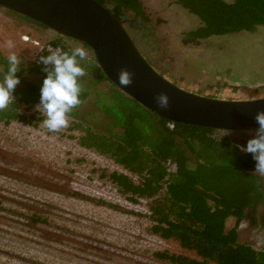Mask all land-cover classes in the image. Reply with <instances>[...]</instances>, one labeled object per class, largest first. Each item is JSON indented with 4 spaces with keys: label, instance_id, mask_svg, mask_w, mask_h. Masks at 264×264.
Instances as JSON below:
<instances>
[{
    "label": "rangeland",
    "instance_id": "374dc122",
    "mask_svg": "<svg viewBox=\"0 0 264 264\" xmlns=\"http://www.w3.org/2000/svg\"><path fill=\"white\" fill-rule=\"evenodd\" d=\"M141 1L155 25L163 64L172 76L187 82L188 88H182L193 91L195 85L206 91L208 86L235 84L240 91L264 89V25L184 44V32L197 28L199 17L175 0ZM58 35L0 7V52L6 56L14 51L20 59L34 61ZM8 40L14 48L6 47ZM67 42L74 48L84 47L89 57H95L83 43ZM21 78L35 82L39 76L27 73ZM112 88L109 81L97 85L83 105L73 109L69 126L60 132H49L43 126L38 104L28 110L22 107L26 121H0V264H173L156 253L195 256L178 241L151 231L149 200H128L102 176L107 171L126 172L121 165L80 143L86 126L111 134L112 119L97 101L99 94L108 96ZM218 94L206 95L226 98ZM260 97L264 94L234 98ZM114 131L122 132L119 127ZM170 165L174 167L173 162ZM235 225L236 218H228L227 229ZM238 233L240 242L264 248V204L247 209Z\"/></svg>",
    "mask_w": 264,
    "mask_h": 264
},
{
    "label": "trees",
    "instance_id": "16d2710c",
    "mask_svg": "<svg viewBox=\"0 0 264 264\" xmlns=\"http://www.w3.org/2000/svg\"><path fill=\"white\" fill-rule=\"evenodd\" d=\"M97 1L114 5L110 11L118 18L129 11L141 22H150L141 0ZM175 2L200 19L197 28L184 32V44H197L213 35L254 31L264 25V0ZM67 39L71 38L58 35L49 42L60 46L61 52L70 53L74 47ZM48 54L49 51L43 49L34 61L20 59L21 71L17 75L21 83L13 93L14 100L0 111V121L5 124L14 120L26 121L28 115L22 107L28 110L39 104L40 89L47 75L39 57ZM81 66L87 73L80 79L83 88L80 98L84 103L97 85L112 82L96 57L88 56L86 61H81ZM7 67V56L0 52V70L7 71ZM27 73H35L39 79L22 82V75ZM112 85L110 94H99L97 101L102 112L112 119L111 134L86 126L79 137L80 143L111 156L126 170L107 171L102 176L128 200H149L154 234L174 239L182 248L195 254L163 251L157 252L156 256L173 264H264V248L256 249L239 241L238 226L247 209H257L264 204V178L253 175L256 161L251 154L237 147L246 146L235 134L246 131L231 132L185 123H174L175 127L171 129L168 119L144 107L114 83ZM76 127L82 128L81 124ZM118 127L121 133L114 131ZM230 217L236 218V225L227 229Z\"/></svg>",
    "mask_w": 264,
    "mask_h": 264
},
{
    "label": "water",
    "instance_id": "95a60500",
    "mask_svg": "<svg viewBox=\"0 0 264 264\" xmlns=\"http://www.w3.org/2000/svg\"><path fill=\"white\" fill-rule=\"evenodd\" d=\"M0 7L88 45L112 83L169 121L231 132L258 128L255 116L264 111V97L222 99L182 88L148 61L125 22L97 0H0ZM122 69L133 74L130 86L119 83ZM159 93H167L170 98L167 110L160 109L155 102Z\"/></svg>",
    "mask_w": 264,
    "mask_h": 264
},
{
    "label": "clouds",
    "instance_id": "9594fccd",
    "mask_svg": "<svg viewBox=\"0 0 264 264\" xmlns=\"http://www.w3.org/2000/svg\"><path fill=\"white\" fill-rule=\"evenodd\" d=\"M6 47H15L11 40L6 42ZM48 55H41L39 62L44 65L43 71L47 73L40 89V101L36 110L42 114V124L49 132H60L69 126L70 113L80 106L83 91L80 79L87 75L81 66V61L88 59V52L82 46H77L71 52H61L59 49L49 48ZM7 71L0 70V111L5 110L14 100L13 93L21 83L19 76L21 60L18 54L10 51L7 56ZM122 86L133 83V74L127 69H122L118 74ZM155 102L160 109L167 110L170 98L167 93H159ZM258 128L250 133L253 138L247 141L246 147H240L242 152L251 154L256 161L253 175L264 178V111L255 116Z\"/></svg>",
    "mask_w": 264,
    "mask_h": 264
},
{
    "label": "flooded vegetation",
    "instance_id": "af4514ba",
    "mask_svg": "<svg viewBox=\"0 0 264 264\" xmlns=\"http://www.w3.org/2000/svg\"><path fill=\"white\" fill-rule=\"evenodd\" d=\"M103 5L107 6L109 10L114 9L113 8L114 5H112L110 2H107L106 4H103ZM125 13L126 14H121L119 18L118 17L117 18L125 22V25L130 31V34L135 39L137 46L143 52V54L148 59V61L153 66H155L164 76L175 80L177 83H180L181 85L187 84L185 79H177L174 76H172V74H170L169 72V69L163 64V54L160 51V46H159L160 42L158 41V39H156L155 25L151 22H148V24L145 22H141L140 20H138L137 16L134 15V13H131L129 11H125ZM36 24L40 25L39 23H36ZM185 86L188 88L187 85ZM194 90L201 91L195 85H194ZM244 91H246L245 94H241ZM201 92L205 94H218L219 93L218 96H222V97H226L230 99L234 97L242 98L245 95L259 96L261 94H264V89H262L260 92L259 91L257 92L256 90L253 91L252 89H249V88H245L242 91H240V88L238 85L229 84V85H224V86L216 85V87L210 86V88L208 86V89L206 91H201ZM247 93H250V94H247ZM251 131H246L244 134L236 133L235 134L236 139L245 143L244 145L246 146L247 141L250 138H253L252 135H250Z\"/></svg>",
    "mask_w": 264,
    "mask_h": 264
},
{
    "label": "built area",
    "instance_id": "2783aa9c",
    "mask_svg": "<svg viewBox=\"0 0 264 264\" xmlns=\"http://www.w3.org/2000/svg\"><path fill=\"white\" fill-rule=\"evenodd\" d=\"M25 40L26 41H28L29 40V37H26L25 38ZM35 44L36 45H40V42L39 41H35ZM49 48H51V49H53V50H55V49H59L60 51H61V47L60 46H56V45H54V44H52V43H48V44H46L45 46H44V49L45 50H49ZM175 122H172V121H170L169 123H168V125H169V127L171 128V129H173L174 127H175V124H174Z\"/></svg>",
    "mask_w": 264,
    "mask_h": 264
}]
</instances>
